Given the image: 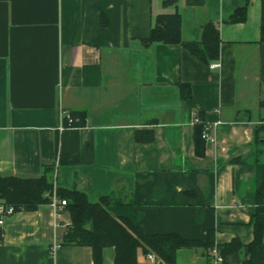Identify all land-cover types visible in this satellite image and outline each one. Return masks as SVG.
<instances>
[{"label": "crops", "instance_id": "0c3cea01", "mask_svg": "<svg viewBox=\"0 0 264 264\" xmlns=\"http://www.w3.org/2000/svg\"><path fill=\"white\" fill-rule=\"evenodd\" d=\"M163 1L0 0V175L36 179L52 165L56 191L76 189L93 203L110 197L107 211L147 235L239 240L243 248L223 264H245L264 183L261 0H249L237 24L226 20L246 0ZM175 13L184 42L215 25L216 61L204 64L181 45H144L155 18ZM61 110L84 112L83 124L61 127ZM195 114L212 127L203 157ZM70 224L50 203L16 212L1 229L0 264H49ZM147 255L137 264H152ZM115 257L114 247L103 249V264ZM52 260L93 264L92 250L59 245ZM202 260V250L178 254L179 264ZM255 264H264V229Z\"/></svg>", "mask_w": 264, "mask_h": 264}, {"label": "trees", "instance_id": "16d2710c", "mask_svg": "<svg viewBox=\"0 0 264 264\" xmlns=\"http://www.w3.org/2000/svg\"><path fill=\"white\" fill-rule=\"evenodd\" d=\"M177 0H164L165 8L175 6ZM249 0L237 8L226 20L228 23H244L247 20ZM182 20L178 13L158 15L153 23L149 37L143 41L145 46L155 43L175 44L186 48L198 60L209 65L219 56L220 35L213 23H207L203 28L200 41L184 42L181 37ZM260 43H264V0H261ZM181 99L192 100L191 88L188 85L179 86ZM69 113L72 122L64 119V126L78 127L85 120V113ZM202 120V117L198 115ZM204 123L195 124V154L203 157L205 140L203 139ZM258 139L264 141V125L258 131ZM151 137L150 140H152ZM137 141H142L139 136ZM44 175L36 179H21L2 177L0 175V203L13 206L16 212H33L40 205L50 203L46 194L53 190L51 175L52 165L44 166ZM57 196L66 200L64 211L69 213L71 224L62 236L60 245L89 247L92 250L93 264H103L102 253L105 247H114L116 257L114 264H137L138 253L145 255L153 253L164 264H179L178 254L181 250H202L205 258L200 264H212L210 251L216 248L223 258L240 251L243 248L239 240L218 245L214 233L209 232L205 241L188 240L177 234L147 235L127 219L113 217L108 211L110 197H104L99 202H90L86 194L76 189H57ZM264 183L256 192V210L251 217L250 225L254 230L252 243L246 246L248 259L245 264H255L256 252L262 242L264 229ZM1 235V231H0ZM53 260L50 257L49 264Z\"/></svg>", "mask_w": 264, "mask_h": 264}, {"label": "built area", "instance_id": "2783aa9c", "mask_svg": "<svg viewBox=\"0 0 264 264\" xmlns=\"http://www.w3.org/2000/svg\"><path fill=\"white\" fill-rule=\"evenodd\" d=\"M219 65L217 63L212 64V68H217ZM64 119H67L68 122H72V119L69 116V113L61 110L60 112V121L61 127L64 124ZM195 124H203L204 122L195 114L193 118ZM220 123H216L214 126H217ZM212 127L210 125L204 124L203 139L205 141L213 142V139L210 137V131ZM46 197L50 200V206L54 210V218L59 219L64 212V207L66 206V200H62L57 196L56 186H53V190L50 194H46ZM16 213L13 206L0 203V231L4 227L6 220L13 216ZM58 225L55 224V227ZM60 244H56L51 251L50 257L53 259L54 251L59 247ZM210 257L212 264H223V258L219 255V252L216 248L210 251ZM147 259L151 261L152 264H164L156 255L148 254Z\"/></svg>", "mask_w": 264, "mask_h": 264}, {"label": "rangeland", "instance_id": "374dc122", "mask_svg": "<svg viewBox=\"0 0 264 264\" xmlns=\"http://www.w3.org/2000/svg\"><path fill=\"white\" fill-rule=\"evenodd\" d=\"M189 251H193V250H189ZM194 251H196V250H194ZM199 251V250H198ZM151 254H153V253H151ZM202 257H203V255H202ZM204 257H203V260H202V262H204ZM196 261V260H195ZM189 264H199V263H195L194 261H192V263L190 262Z\"/></svg>", "mask_w": 264, "mask_h": 264}]
</instances>
